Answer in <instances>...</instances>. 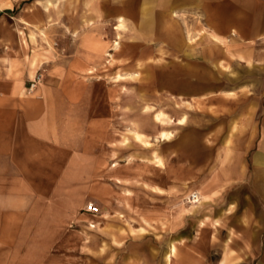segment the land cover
Here are the masks:
<instances>
[{
    "label": "rangeland",
    "instance_id": "obj_1",
    "mask_svg": "<svg viewBox=\"0 0 264 264\" xmlns=\"http://www.w3.org/2000/svg\"><path fill=\"white\" fill-rule=\"evenodd\" d=\"M98 1L0 0V54L32 53L23 37L34 50L46 45L53 60L36 63L28 93L54 80L46 77L52 67L66 81L69 60L80 58L79 135L96 137L95 173L82 159L77 188L48 189L46 204L33 206L16 222V237L4 239L1 257L5 264H153L162 261L157 248L195 231L197 244L212 237L213 263L231 264L239 214L264 208L256 193L248 201L247 189L234 186L264 183L262 172H238V165H259L255 156L264 150V71L231 62V41L210 38L209 0H106V14H94ZM235 1L247 7L252 0ZM168 12L176 13L181 46L168 39ZM256 50L239 59L260 63ZM162 132L172 137L160 141ZM206 180L211 189L199 199Z\"/></svg>",
    "mask_w": 264,
    "mask_h": 264
},
{
    "label": "crops",
    "instance_id": "obj_2",
    "mask_svg": "<svg viewBox=\"0 0 264 264\" xmlns=\"http://www.w3.org/2000/svg\"><path fill=\"white\" fill-rule=\"evenodd\" d=\"M98 2L102 5L96 6L94 3L91 6L94 14L97 11L106 14L109 4H106V0ZM206 3L204 14L218 38L216 41H231L227 45V52L234 58L230 59L231 62L240 64L244 69L264 71V1L252 0L247 7H240L235 0H209ZM67 9L71 8H65L66 13L70 12ZM81 9L83 7H79L77 13ZM73 12L70 19H73ZM166 16L170 22L167 28L169 41L177 46L183 45L182 35L174 20L176 13L168 12ZM73 21L79 22V16ZM64 25L67 26L68 22ZM19 40L27 48L30 47L32 53L18 54L14 50L0 54V246L6 243L5 238L16 237V222L25 220V215L33 212V206L46 204L48 189L77 188L82 159L89 160L87 165L93 168L91 173L94 174L96 168V137L79 135L80 86L74 77L80 58L73 56L69 60L68 69L62 75L66 81L57 80L60 77L59 68L52 67L46 77L54 80L40 85L34 93H28L26 85L33 80L36 63L40 61L43 65L53 60L52 57L48 58L49 53H44L48 50L43 43L35 44L40 49L34 50L33 45L26 43L23 37ZM253 45L258 48L255 53L258 52L262 60L257 61L260 63L254 61L249 67L244 61L246 59L239 58L249 57ZM224 64V59H216L219 71ZM242 87L221 92L239 93ZM181 119L179 125L185 122V119ZM169 139L159 137L160 141ZM249 147L243 151L249 153ZM235 152H238V158L243 157L238 150ZM255 157L259 165H238V172L264 173V150ZM206 183L207 180L196 188L199 199L207 197V191L211 189ZM235 184L243 190L247 189L248 194L243 193V198L249 201L256 197V193L264 205V187H261L264 183L252 179ZM221 221L216 220L214 229ZM195 234V231L190 237L183 234L179 240H171L166 249L157 248L162 261L153 264H224L222 260L213 263L208 258L212 237L207 238L205 244L203 241L197 244L196 239L191 241ZM2 252L5 254L9 249ZM230 252L231 264H264V208H249L247 214H239L237 225L232 230ZM4 258L0 255V264H5ZM135 259V264H145L139 258Z\"/></svg>",
    "mask_w": 264,
    "mask_h": 264
},
{
    "label": "bare ground",
    "instance_id": "obj_3",
    "mask_svg": "<svg viewBox=\"0 0 264 264\" xmlns=\"http://www.w3.org/2000/svg\"><path fill=\"white\" fill-rule=\"evenodd\" d=\"M123 25L120 23V25H119V28H121ZM208 34H210V33H208ZM214 40H218V38L215 36V35H210ZM117 46V45H116ZM228 95H232V93H230V94H228ZM200 98H202L203 96H199ZM194 104H196L195 102H194ZM156 119L158 120V121H160V122H165V119L163 118V116H162V114H160V113H158V114H156ZM184 119V118H183ZM182 121V120H181ZM160 137H162L163 139H166L167 137H171V135L169 134V133H167V132H162L161 134H160ZM197 197V200H193L192 201V203H197L198 201H199V199H198V196H196ZM194 198V197H193ZM174 248V247H173Z\"/></svg>",
    "mask_w": 264,
    "mask_h": 264
},
{
    "label": "built area",
    "instance_id": "obj_4",
    "mask_svg": "<svg viewBox=\"0 0 264 264\" xmlns=\"http://www.w3.org/2000/svg\"><path fill=\"white\" fill-rule=\"evenodd\" d=\"M86 209L92 213L97 212V207H95L93 204H89Z\"/></svg>",
    "mask_w": 264,
    "mask_h": 264
}]
</instances>
